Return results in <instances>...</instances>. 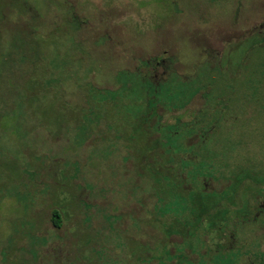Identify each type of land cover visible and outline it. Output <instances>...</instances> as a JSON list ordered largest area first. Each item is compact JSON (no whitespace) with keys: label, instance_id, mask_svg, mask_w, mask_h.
<instances>
[{"label":"rangeland","instance_id":"rangeland-1","mask_svg":"<svg viewBox=\"0 0 264 264\" xmlns=\"http://www.w3.org/2000/svg\"><path fill=\"white\" fill-rule=\"evenodd\" d=\"M0 264H264V0H0Z\"/></svg>","mask_w":264,"mask_h":264},{"label":"trees","instance_id":"trees-1","mask_svg":"<svg viewBox=\"0 0 264 264\" xmlns=\"http://www.w3.org/2000/svg\"><path fill=\"white\" fill-rule=\"evenodd\" d=\"M52 223L54 224L55 227H61L62 224V211L60 210H54L52 211V216H51Z\"/></svg>","mask_w":264,"mask_h":264}]
</instances>
